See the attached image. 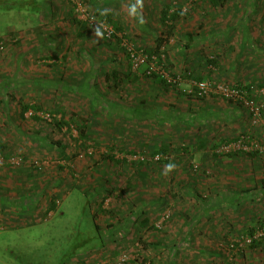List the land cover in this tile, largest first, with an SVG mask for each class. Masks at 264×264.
I'll return each instance as SVG.
<instances>
[{
	"label": "rangeland",
	"instance_id": "obj_1",
	"mask_svg": "<svg viewBox=\"0 0 264 264\" xmlns=\"http://www.w3.org/2000/svg\"><path fill=\"white\" fill-rule=\"evenodd\" d=\"M213 1L0 0V264H264V0Z\"/></svg>",
	"mask_w": 264,
	"mask_h": 264
},
{
	"label": "crops",
	"instance_id": "obj_2",
	"mask_svg": "<svg viewBox=\"0 0 264 264\" xmlns=\"http://www.w3.org/2000/svg\"><path fill=\"white\" fill-rule=\"evenodd\" d=\"M230 162L231 161H229V163ZM257 162L258 163L256 164V166L259 169L258 171L262 174V175L260 174L258 176V178L260 177L261 183H262V188H264V174H263L264 169L262 168L264 161L261 162L258 159ZM231 165L238 168L239 174H243V175L245 174V166L242 162H240V164H238V165L231 163ZM258 178H256V177L254 178L255 180H257L256 182H259ZM244 184H245L244 187H246L248 182L246 181V182H244ZM235 191H237V189H235ZM263 192H264V189H263ZM249 193L250 192H248V191L243 193V196H244L243 198H246V199H245V202L240 207H238L237 205H233L232 203L228 204V210L227 209L225 210V214H227V216H226L225 221H223V222H225L224 226L236 225V227H238L239 229L244 231L246 229L250 230L251 228H253L254 226L257 225V221H254V222H251V221L255 220L254 217L264 213V203H263L264 200L262 201V203H263L262 205L258 204L257 202L249 203L248 202V200L250 199ZM224 204H226V203H224ZM229 207H230V209L237 210V212H231L229 210ZM236 216H238V218H236ZM259 218H260V216H258V222L260 220ZM224 230H223L221 236H223V235L230 236L231 235V232L228 233V232H225Z\"/></svg>",
	"mask_w": 264,
	"mask_h": 264
},
{
	"label": "built area",
	"instance_id": "obj_3",
	"mask_svg": "<svg viewBox=\"0 0 264 264\" xmlns=\"http://www.w3.org/2000/svg\"><path fill=\"white\" fill-rule=\"evenodd\" d=\"M78 11H80L81 13H85V8H83L82 6H78L77 8ZM88 18H92V16H89ZM199 88L201 89L202 92H204V84L200 83L199 84ZM236 97H241V91L240 90H234L232 92ZM254 116L257 117V112H254L253 114ZM257 119H254L252 121L253 124L257 123ZM250 149L252 151H256L259 155H263L264 156V140H255L253 138H250L249 136L243 137L241 139H239L238 141L229 144L227 146H225L226 151L228 150H243V149ZM11 163H17V161L14 158H11ZM264 239V222H262L260 225H258V227L256 228V230H254V232L252 234L249 235H241L239 239H234V242L236 241L240 247L244 246V245H248L250 244L252 241H258ZM233 245V244H232Z\"/></svg>",
	"mask_w": 264,
	"mask_h": 264
},
{
	"label": "trees",
	"instance_id": "obj_4",
	"mask_svg": "<svg viewBox=\"0 0 264 264\" xmlns=\"http://www.w3.org/2000/svg\"><path fill=\"white\" fill-rule=\"evenodd\" d=\"M215 1V2H214ZM213 2L214 3H220L222 2L223 0H214ZM170 11V7L167 6L165 9H162L161 10V13H160V21L162 22V24H165L166 21H169V20H176L180 15H181V12L179 11H174L173 13H169ZM116 30H121L120 28H116ZM101 34H102V37L105 39V33L103 31H101ZM106 41V40H105ZM151 50V49H150ZM148 50V54L150 55L152 52ZM150 51V52H149ZM163 85H164V82H163ZM245 89H249L250 86L248 84H246L245 86H243ZM32 107V105L30 104H25V105H22L21 106V110H20V116L22 117V115L24 114L25 111L29 110L30 108ZM64 113L63 111H61V116H63ZM35 117V116H34ZM60 122V121H58ZM80 133L82 134L83 131L80 130ZM82 137L85 139V135L82 134ZM161 152V150L157 151V153ZM156 153V152H155ZM264 222V220L262 221ZM262 222H260L258 225H260ZM258 226H254L253 228H251L250 230L249 229H246L244 230V232H240L241 234H235L234 236H236V239H239L241 235H249V234H252L254 232V230H256ZM228 233L231 232V235H233L235 232H233V229L231 230H228L227 231ZM230 235V236H231ZM262 241H264V239H261V240H258V241H252L250 244L246 245L245 247H248V246H255V245H258L260 244ZM232 245V244H231ZM235 249H240L239 251L243 250V246L242 248L239 246V244L235 241L233 242V245H232Z\"/></svg>",
	"mask_w": 264,
	"mask_h": 264
}]
</instances>
